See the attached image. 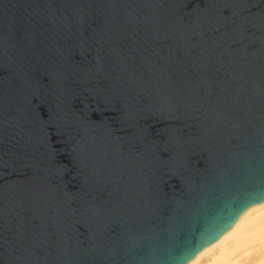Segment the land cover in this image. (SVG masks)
Returning <instances> with one entry per match:
<instances>
[{
  "label": "water",
  "instance_id": "1",
  "mask_svg": "<svg viewBox=\"0 0 264 264\" xmlns=\"http://www.w3.org/2000/svg\"><path fill=\"white\" fill-rule=\"evenodd\" d=\"M232 11L256 23L233 65L255 131L226 143L173 114L184 52ZM262 19L264 0H0V264H188L262 202ZM102 203L127 214L90 219Z\"/></svg>",
  "mask_w": 264,
  "mask_h": 264
},
{
  "label": "snow or ice",
  "instance_id": "2",
  "mask_svg": "<svg viewBox=\"0 0 264 264\" xmlns=\"http://www.w3.org/2000/svg\"><path fill=\"white\" fill-rule=\"evenodd\" d=\"M246 2L247 0H233L237 7ZM217 15L218 21L211 19L205 21L208 28L199 33L202 39H193L192 45L184 52L189 62L180 70L185 74L187 90L181 91L180 104L174 109L173 115L179 120L185 114L207 112L205 120L212 117L216 121L214 125L216 135L226 143H234L253 135L255 131L251 112L245 104V83L242 77L233 71V65L246 61L250 56L253 45L246 40L251 34L250 30L256 27V23L236 11L230 14L221 12ZM261 23L264 25V19ZM179 55L178 52L164 54L153 50L150 53V62L160 67ZM134 56L135 52L133 58ZM104 99L110 100L111 97ZM208 105L212 106L211 111H208ZM221 113L223 118L219 119ZM202 128L204 130L201 138L207 139V128L203 124ZM183 169L185 163L183 158L179 157L176 171L180 173ZM97 177V183L104 178L100 173H97ZM118 214L126 215V208L102 203L88 209L90 219H103L105 222ZM112 232L113 229L108 228L107 231L90 233L89 243L94 245L111 240Z\"/></svg>",
  "mask_w": 264,
  "mask_h": 264
},
{
  "label": "clouds",
  "instance_id": "3",
  "mask_svg": "<svg viewBox=\"0 0 264 264\" xmlns=\"http://www.w3.org/2000/svg\"><path fill=\"white\" fill-rule=\"evenodd\" d=\"M188 264H264V203L245 210L229 233Z\"/></svg>",
  "mask_w": 264,
  "mask_h": 264
},
{
  "label": "bare ground",
  "instance_id": "4",
  "mask_svg": "<svg viewBox=\"0 0 264 264\" xmlns=\"http://www.w3.org/2000/svg\"><path fill=\"white\" fill-rule=\"evenodd\" d=\"M260 203H264V200L262 201V202H260ZM259 203V204H260ZM258 204V205H259ZM257 206V205H256ZM241 217V216H240ZM240 219V218H239ZM239 219L238 220H236L235 222H234V224L227 230V231H225L218 239H216L215 240V242L211 245V246H209L208 248H211L214 244H216V243H218L219 242V240L223 237V236H225L227 233H229L232 229H233V227L235 226V224L239 221ZM207 248V249H208ZM206 250V249H205ZM204 251V250H203ZM202 251V252H203Z\"/></svg>",
  "mask_w": 264,
  "mask_h": 264
}]
</instances>
